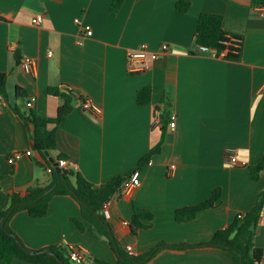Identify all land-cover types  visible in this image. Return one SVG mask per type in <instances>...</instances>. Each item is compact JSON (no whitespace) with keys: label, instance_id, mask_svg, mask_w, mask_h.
<instances>
[{"label":"crops","instance_id":"1","mask_svg":"<svg viewBox=\"0 0 264 264\" xmlns=\"http://www.w3.org/2000/svg\"><path fill=\"white\" fill-rule=\"evenodd\" d=\"M182 1L190 4L184 13L176 10L178 0H125L112 16L111 0H0V73L7 77L8 91L7 97H0V210L10 206L13 191L52 182L48 162L32 150L31 132L14 111L56 117L63 99L49 92L51 88L71 86L74 97L71 114L57 128L56 149L46 156L57 163L64 157L67 168L96 186L133 172L164 139L160 153L151 158L153 164L141 168V184L110 201L109 237L89 228L75 199L55 196L46 217L34 219L21 211L10 219L26 247L39 251L79 246L87 250L85 264H113L117 254L112 239L134 255L160 242L197 245L249 212L258 193L264 192V173L258 181L248 176L264 155V17L256 8L264 0ZM38 14L44 17L40 26L32 23ZM202 14L221 15L224 30L242 36L239 61L198 52L194 32ZM78 17L91 26V37H83ZM163 43L170 45L168 54L131 70L129 51L142 44L157 51ZM27 56L36 61L34 74L21 67ZM147 86L151 99L140 105L138 94ZM18 87L26 91L25 98L17 97ZM31 96L34 106L27 108ZM84 101L102 107L103 114L85 111ZM156 110L164 112L159 127L153 126ZM172 112L178 117L174 130L168 127ZM228 150L240 164H230ZM18 151L24 156L12 164L10 158ZM215 189L222 192L214 208L177 222L178 210L208 200ZM136 208L148 210L153 219L143 221L149 229L134 234ZM73 218L83 222L84 233ZM254 243L264 254V211ZM147 264L235 263L222 249L190 247L164 248Z\"/></svg>","mask_w":264,"mask_h":264},{"label":"trees","instance_id":"2","mask_svg":"<svg viewBox=\"0 0 264 264\" xmlns=\"http://www.w3.org/2000/svg\"><path fill=\"white\" fill-rule=\"evenodd\" d=\"M125 0H111L109 12L112 16L118 14ZM257 3V0H255ZM188 2L178 0L177 11L184 13L189 9ZM195 43L197 46H207L210 49L217 50L222 59L226 61L237 62L243 53V38L240 35L228 34L223 28V19L221 15L202 14L199 16L194 32ZM51 93H58L63 99V104L58 108L57 116L48 118L38 115L31 111L29 114H22L20 110L14 111L22 117L31 132V148L41 155L48 162V166H53L49 162L46 152L56 149L57 145V128L73 110L74 91L55 90L51 88ZM7 77L0 73V97H7ZM152 90L147 86L140 90L137 102L140 105L147 104L151 99ZM26 91L20 87L17 88V97L25 98ZM50 126H53L50 129ZM164 139L155 145L139 162L137 168H142L150 162L151 158L160 153ZM64 158V157H60ZM132 173V172H131ZM131 173L118 175L109 182L96 186L86 180L80 172L71 168H64V171L58 173L53 166L52 182L47 187L31 186L25 190H15L10 194V206L7 209L0 210V263L13 264L15 260H22L32 264H74L69 259L68 248L50 246L52 253L45 250L34 251L24 245L20 238L14 233L9 225L10 219L21 211H26L34 219L46 217L48 214L50 201L55 196H70L75 199L81 208V216L86 220L90 229L95 230L99 235L109 237L111 228L103 212L105 202L112 199L125 179ZM264 173V155L261 161L251 166L248 170V176L252 181H258L261 174ZM221 190L215 189L211 197L196 205L189 206L177 211L176 220L179 223L194 220L199 215L214 208L221 199ZM264 211V192L258 193L253 208L244 214L240 219L239 215L235 216L232 223L224 230H221L204 243L193 244H170L160 242L155 245L149 252L142 255H134L125 250L117 239L110 240V246L117 254L116 261L113 264H147L164 248H200L215 247L229 252L235 264H262L263 251L258 248L254 239L257 235L260 216ZM153 216L148 210L135 209L132 217L131 228L136 234L140 229H149L151 226L143 221H152ZM73 223L79 230L84 233L87 229L82 221L78 218L72 219ZM101 264L103 263L98 260ZM85 264V263H84Z\"/></svg>","mask_w":264,"mask_h":264},{"label":"built area","instance_id":"3","mask_svg":"<svg viewBox=\"0 0 264 264\" xmlns=\"http://www.w3.org/2000/svg\"><path fill=\"white\" fill-rule=\"evenodd\" d=\"M256 8L259 10L258 11L259 14L264 17V3L258 4ZM43 19H44L43 15L38 14L32 18V23L34 25L40 26L43 23ZM75 22L83 31L84 38L91 37L93 35L91 26L85 25V23L82 21L81 18L79 17L76 18ZM78 43L80 45H83L84 39L82 38L81 40L78 41ZM197 49L200 54H206L210 57H221L222 58V56H224L225 54L224 53L222 55L221 54L219 55L217 50L210 49L207 46H197ZM169 50H170V45L168 43L161 44L159 50L157 51H153V49H151L147 44H142L139 48L129 51L127 53V61L132 71H139L147 63V61L151 60L152 62H155L159 60L160 58H162L164 55L168 54ZM48 55L51 56L52 53H49ZM21 67L27 74L36 73V61L29 56L24 57L22 59ZM65 90L71 92V91H74V88L69 86V87H66ZM34 102H35V97L33 96L29 97L26 102V107L32 108L34 106ZM83 107L85 111H88L94 114L95 116H101L103 114L102 107L92 102L84 101ZM163 117H164V112L162 110H156L154 112L153 126L154 127L161 126ZM177 119H178L177 114L172 112L170 114V122L168 124L169 129L174 130L176 128ZM23 156H24L23 152H19V151L15 152L14 154H12L10 161L12 162V164H14L16 161L21 160ZM227 156H228V161L230 162V164L232 165L240 164L233 150H228ZM148 164L152 165L153 163L150 160ZM66 165H68L66 160L60 159L58 161V167L60 169H64ZM174 168L175 166L172 167V169ZM46 171L47 173L52 174L53 166H48L46 168ZM140 184H141V169L136 168L135 170H133L131 175L123 181L122 186L120 187L116 195L112 199L104 203L102 213L105 215V217L106 218L108 217L107 212H108L110 201H112L116 196L128 194L130 191L137 188ZM243 216L244 215H239V218L241 219ZM68 252H69V259L74 264H84L85 263V259L88 255L87 250L85 248L79 247V246H70L68 248Z\"/></svg>","mask_w":264,"mask_h":264},{"label":"water","instance_id":"4","mask_svg":"<svg viewBox=\"0 0 264 264\" xmlns=\"http://www.w3.org/2000/svg\"><path fill=\"white\" fill-rule=\"evenodd\" d=\"M45 154H46L47 156L49 155L48 152H46ZM50 160H51V162L54 163V167H55V169H56V171H57L58 173H61V172L64 171V169H60V168L58 167V163L55 162V160H54L53 158H50ZM65 168H67V167H65ZM103 239L106 240V241L108 240L106 237H103ZM45 252H47V253H52V251H51L49 248H47V249L45 250Z\"/></svg>","mask_w":264,"mask_h":264}]
</instances>
